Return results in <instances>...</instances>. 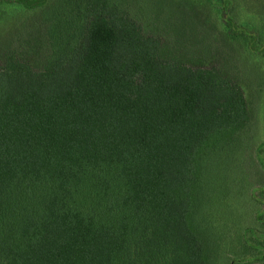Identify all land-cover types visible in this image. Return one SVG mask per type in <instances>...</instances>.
Listing matches in <instances>:
<instances>
[{"label":"trees","instance_id":"trees-1","mask_svg":"<svg viewBox=\"0 0 264 264\" xmlns=\"http://www.w3.org/2000/svg\"><path fill=\"white\" fill-rule=\"evenodd\" d=\"M192 1L187 46L161 0H0L34 14L0 43V264H264V25Z\"/></svg>","mask_w":264,"mask_h":264},{"label":"rangeland","instance_id":"rangeland-1","mask_svg":"<svg viewBox=\"0 0 264 264\" xmlns=\"http://www.w3.org/2000/svg\"><path fill=\"white\" fill-rule=\"evenodd\" d=\"M144 1H146L147 3H151L153 0ZM199 1L204 2L205 0ZM194 2L195 1L192 0H161V3H159L161 7L159 8L163 9L157 11V19L161 23H163L161 25V30L164 32V34L168 35L170 33L171 35H173L172 32H174L178 35V37L168 36L173 39H177L179 37L182 38L185 41L184 44L187 46L194 44V41L188 39V32L191 31L194 26H200L202 18H206L209 15L207 8H204V5L198 7V4L195 5ZM213 3L215 4V0ZM213 3L211 1L209 2L210 6L213 9L212 12H214V18L211 19V29H213L212 26H214V21H219L218 17H216L219 11V7L217 5H213ZM243 6L245 7L243 8L245 9L246 23L249 22L248 19H251L253 22H258L256 23V25H264V0H244ZM246 7L248 9H246ZM1 8H4L3 12L7 13L6 15L8 17H12L10 20L4 18L0 20V43H8V41L11 40L14 31L12 28L14 23L12 24L11 21H19V23H21L22 21L26 20V17L28 18L29 16H32L34 14H30L27 10L25 11V13L21 12L20 10L17 11L14 9L20 8L17 6L3 5V7ZM3 17H5V15H3ZM218 26H220L221 28H219L223 30V27L219 24V22ZM201 28L203 29V40H206L210 33H213V30H209L208 27H206L205 29V26L203 25L201 26ZM215 34L210 35V37L214 38ZM196 45L202 46L203 43L201 42V40H199L196 41ZM252 70L255 71V69ZM255 77L257 79L259 78V76L255 75L254 72L250 71L249 77H247L244 84V88L248 95L250 106L253 110L254 149L250 151V153H252L250 158V167H252L250 169V175L253 183L252 186H255L259 190H261L264 189V168L260 164L257 155H255V145L264 143V76L261 77L262 79H260L259 81L255 80ZM256 195L261 196L264 199L263 190L260 193L257 191Z\"/></svg>","mask_w":264,"mask_h":264}]
</instances>
